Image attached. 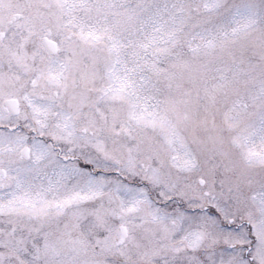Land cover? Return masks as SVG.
<instances>
[{"label": "snow or ice", "instance_id": "6c2138e0", "mask_svg": "<svg viewBox=\"0 0 264 264\" xmlns=\"http://www.w3.org/2000/svg\"><path fill=\"white\" fill-rule=\"evenodd\" d=\"M0 264H264V0H0Z\"/></svg>", "mask_w": 264, "mask_h": 264}]
</instances>
